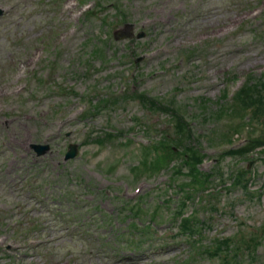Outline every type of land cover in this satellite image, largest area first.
<instances>
[{"label":"rangeland","instance_id":"374dc122","mask_svg":"<svg viewBox=\"0 0 264 264\" xmlns=\"http://www.w3.org/2000/svg\"><path fill=\"white\" fill-rule=\"evenodd\" d=\"M263 8L264 0H0V264H264V145L243 158L220 153L263 137L264 117H231L227 99L226 114L208 117L225 82L264 73ZM176 115L195 139L158 147L164 132L177 146ZM36 141L47 154L35 155ZM71 142L79 152L64 161ZM186 145L204 156L205 172L220 168L209 184L191 185L177 154ZM182 181L193 191L184 216L193 209L202 221L187 237L176 214ZM117 193L136 199L127 206ZM214 238L230 239L219 258L201 253Z\"/></svg>","mask_w":264,"mask_h":264},{"label":"trees","instance_id":"16d2710c","mask_svg":"<svg viewBox=\"0 0 264 264\" xmlns=\"http://www.w3.org/2000/svg\"><path fill=\"white\" fill-rule=\"evenodd\" d=\"M249 81H253V82H249ZM137 96L139 98L142 97L140 94H137ZM221 107L222 105L219 104L218 108H221ZM227 112L229 113L231 117L238 116L239 114H241V112H244V113L250 112V116L252 120H259L260 118L264 117V74H260L257 77H248L246 79V81L241 85V87L233 93L229 101V107H228ZM221 113L218 115H221ZM208 115L214 116L216 115V113L213 112V109L209 108ZM173 125L175 128V131L178 134L184 131L181 134L182 137H184L183 135L188 136L190 134L191 129H190L189 122L183 115H176ZM260 145H264V134H263V137L257 136V135L255 136L250 135L249 141L238 151L229 150L225 153L233 154L236 152V154L238 155L247 156L250 151L254 150L255 147L260 146ZM165 149L172 150L167 145H165ZM183 155H184V158H183ZM183 155H182V159H186V161L190 164V169L188 173L191 177L190 179L191 185L194 184L196 180H199L200 178H203L204 181L209 184V180L211 181V177H213L217 173V169H213L209 172H202L199 169H197V167L195 166V163L200 160L201 155L198 154V152L192 150L191 148L186 147ZM246 171H247L246 169H243L237 172L236 181L238 183L241 181ZM186 184L187 182H181L182 187L186 186ZM189 188L184 190L186 194L185 197L187 198L189 197ZM208 202L209 201H206V203ZM182 206H184V204H182ZM212 209L214 208L212 207ZM180 211H181V208H179L177 212H180ZM199 221L201 220H198V218H193L190 220L188 217H182L179 221L178 228L181 229V232L183 234H186L185 235L186 237L192 236L197 226L200 223H202V221L200 223ZM253 239L254 238H250L251 242L246 243V246L254 247L255 243L253 242ZM229 240H230L229 238H214L213 246H202L201 253L203 251H206L208 252L210 256L217 257L215 255H219V253H221L222 250L230 249ZM251 257L252 259H254L253 251H252ZM224 262L227 263L228 261L225 260Z\"/></svg>","mask_w":264,"mask_h":264},{"label":"water","instance_id":"95a60500","mask_svg":"<svg viewBox=\"0 0 264 264\" xmlns=\"http://www.w3.org/2000/svg\"><path fill=\"white\" fill-rule=\"evenodd\" d=\"M127 36V35H124ZM33 148L35 149V151H37L38 154H42L43 153V149H41L38 145H33ZM77 152L76 149V145L75 144H70L68 147V151L65 154V158H70L73 157Z\"/></svg>","mask_w":264,"mask_h":264}]
</instances>
